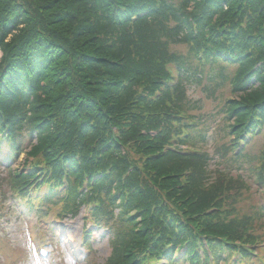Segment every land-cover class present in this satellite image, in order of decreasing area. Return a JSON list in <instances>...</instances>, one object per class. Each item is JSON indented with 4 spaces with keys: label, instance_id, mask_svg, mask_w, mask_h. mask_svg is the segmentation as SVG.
<instances>
[{
    "label": "trees",
    "instance_id": "16d2710c",
    "mask_svg": "<svg viewBox=\"0 0 264 264\" xmlns=\"http://www.w3.org/2000/svg\"><path fill=\"white\" fill-rule=\"evenodd\" d=\"M0 51V157L32 146L29 169L1 174L0 189L49 185L26 204L43 218L98 203L103 264H224L238 242L264 241V202L237 206L244 172L264 197V0H0ZM202 79L213 94L229 84L228 140L212 151L188 92ZM257 128L259 146L234 153ZM173 139L187 152L164 151Z\"/></svg>",
    "mask_w": 264,
    "mask_h": 264
},
{
    "label": "rangeland",
    "instance_id": "374dc122",
    "mask_svg": "<svg viewBox=\"0 0 264 264\" xmlns=\"http://www.w3.org/2000/svg\"><path fill=\"white\" fill-rule=\"evenodd\" d=\"M173 48L183 52L186 51L185 45L174 46ZM202 83L195 82L189 85L188 92L194 108L191 113L202 116L205 124L208 127L209 140L206 144L207 149L212 151L214 145H220L227 141V137L221 130L222 123V106L219 101V95L223 92L224 96L229 95V84L226 83L222 88H219L216 93H210L213 81L202 79ZM220 128V129H219ZM255 141L256 146H259V140ZM252 147L254 146L251 145ZM256 150V147H254ZM254 152V151H253ZM22 157L16 160H8L4 163H11L14 167L22 168ZM226 165L232 170L237 171L239 168L235 165ZM1 170V166H0ZM243 172V169L240 173ZM246 177L249 172H244ZM251 191L247 192L244 200L240 201L238 206L239 211L253 213V206L258 203H263L262 196L254 188L253 177L247 178ZM4 205V204H3ZM35 211H28L21 206H16L13 201L6 202L0 210V264H103L105 258L110 253L108 244V235L105 231H98L93 237L90 248L93 254L89 259L83 260L82 256L85 251L82 249V218L81 212L76 217L65 218V220L54 221V224H46L44 220L37 218ZM264 228V216L261 220ZM260 233L261 229H258ZM37 244L41 247H46L51 250L49 256L45 259H40L34 253L33 246ZM264 246V244H263ZM86 249V248H85ZM87 257V256H86Z\"/></svg>",
    "mask_w": 264,
    "mask_h": 264
}]
</instances>
